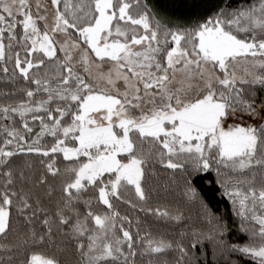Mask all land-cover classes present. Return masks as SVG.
Listing matches in <instances>:
<instances>
[{"label": "trees", "instance_id": "trees-1", "mask_svg": "<svg viewBox=\"0 0 264 264\" xmlns=\"http://www.w3.org/2000/svg\"><path fill=\"white\" fill-rule=\"evenodd\" d=\"M97 1L85 0L88 16L81 28L98 19ZM254 1L217 0L201 17L167 12L148 0H110V6L128 21L146 19L165 33L168 51L174 34L196 30ZM230 30L246 40L264 38L262 26L249 35ZM72 36L87 48L84 38ZM20 50L13 48L12 58L0 57V210L7 212L0 264H29L33 257L52 264H264L243 250L264 247V197L259 195L264 193V124L246 153L255 163L245 169L226 165L218 142L204 139L200 151H187L162 136L130 129V149L120 159L138 161L139 190L122 180L113 188L115 177L109 173L72 186L82 159L64 157L61 150L76 145V134L63 128L80 111L85 93H78L86 75L59 49L52 57H28L32 65L22 73L16 63ZM225 91L227 106L240 101L264 107V81L230 83ZM53 94L46 111H9ZM73 96V109L61 116L57 107ZM107 246L113 255H105Z\"/></svg>", "mask_w": 264, "mask_h": 264}, {"label": "rangeland", "instance_id": "rangeland-1", "mask_svg": "<svg viewBox=\"0 0 264 264\" xmlns=\"http://www.w3.org/2000/svg\"><path fill=\"white\" fill-rule=\"evenodd\" d=\"M216 1L148 0V4L201 17L213 10ZM85 5V0H0V39L5 40L0 57L12 58L13 48L20 47L16 63L25 73L32 65L28 57H52L59 49L69 64L86 75L78 93H85L80 111L73 124L63 128L76 134V145L61 150L64 157L82 159L72 186L109 173L115 177L113 188L122 180L139 190L138 161L120 159L129 152L130 129L144 136H162L166 143L187 151H200L204 139L218 142L225 164L235 169L255 163L246 153L264 124V107L240 101L227 106L225 89L230 83L264 81V38L246 40L230 30L249 35L252 28L264 27V0L250 2L243 10L205 22L196 30L174 34L168 51L165 33L160 35L146 19L137 23L123 18V11L112 13L110 0H98V19L87 30L81 28L88 16ZM72 33L85 39L86 49ZM55 97L9 111L43 112ZM74 98L57 107L61 116L73 109ZM101 199L107 202L105 190ZM6 224L7 212L0 210V232ZM110 249L107 246L105 255L114 254ZM243 250L264 261L263 246ZM29 264L52 263L33 257Z\"/></svg>", "mask_w": 264, "mask_h": 264}]
</instances>
